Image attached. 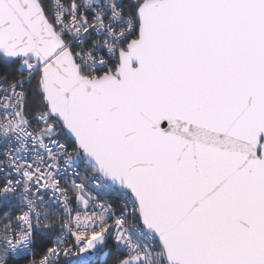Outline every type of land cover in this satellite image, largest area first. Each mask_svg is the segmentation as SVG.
<instances>
[{
  "label": "snow or ice",
  "instance_id": "obj_1",
  "mask_svg": "<svg viewBox=\"0 0 264 264\" xmlns=\"http://www.w3.org/2000/svg\"><path fill=\"white\" fill-rule=\"evenodd\" d=\"M264 264V0H0V264Z\"/></svg>",
  "mask_w": 264,
  "mask_h": 264
},
{
  "label": "trees",
  "instance_id": "obj_2",
  "mask_svg": "<svg viewBox=\"0 0 264 264\" xmlns=\"http://www.w3.org/2000/svg\"><path fill=\"white\" fill-rule=\"evenodd\" d=\"M103 257H96L95 259H93V260H89L88 261V264H102V262H103Z\"/></svg>",
  "mask_w": 264,
  "mask_h": 264
},
{
  "label": "built area",
  "instance_id": "obj_3",
  "mask_svg": "<svg viewBox=\"0 0 264 264\" xmlns=\"http://www.w3.org/2000/svg\"><path fill=\"white\" fill-rule=\"evenodd\" d=\"M96 257H98V256H92V257L88 258V261H89V260H93V259H95Z\"/></svg>",
  "mask_w": 264,
  "mask_h": 264
}]
</instances>
